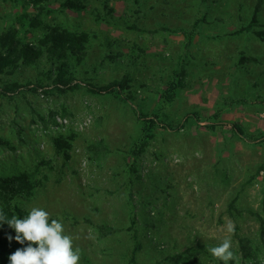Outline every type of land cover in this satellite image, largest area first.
<instances>
[{
  "label": "rangeland",
  "instance_id": "rangeland-1",
  "mask_svg": "<svg viewBox=\"0 0 264 264\" xmlns=\"http://www.w3.org/2000/svg\"><path fill=\"white\" fill-rule=\"evenodd\" d=\"M64 2L50 0L42 18L90 35L78 78L105 84L129 73L133 105L153 113L183 69L184 86L162 113L176 124L197 115L178 131L157 128L140 152L143 124L132 103L112 94L83 84L0 95V175L29 172L42 182L16 204L60 220L81 250L79 264H223L208 248L225 237L236 256L228 264L247 263L239 237L250 238L254 260L264 264V142L217 125L264 132V39L253 29L235 33L254 16L253 28L264 30V0H86L81 11ZM34 11L28 0L0 1V32L15 24L24 40L36 41L43 28L17 21ZM49 66L44 56L4 80L52 85ZM72 134L65 159L53 138ZM98 141L107 150L95 155L88 146ZM132 213L142 244L134 261ZM110 228L116 232L107 234Z\"/></svg>",
  "mask_w": 264,
  "mask_h": 264
},
{
  "label": "trees",
  "instance_id": "trees-1",
  "mask_svg": "<svg viewBox=\"0 0 264 264\" xmlns=\"http://www.w3.org/2000/svg\"><path fill=\"white\" fill-rule=\"evenodd\" d=\"M9 1V0H0ZM19 1V0H11ZM50 0H28L35 8L34 12H23L17 16L18 23L24 27L26 24L30 29L43 28L42 35L36 41H26L20 36V28L13 24L7 29L0 32V95L11 97L14 94L30 90L33 92H44L48 94L51 90L59 92H67L80 88L83 84L88 91L94 94H112L118 97L124 103H132L133 111L138 120L143 124V139L138 143L137 150L142 151L148 144V141L155 137V130L157 128L178 131L184 127L186 122L196 117V113L188 114L185 122L180 124L167 122L163 116L162 109L171 103L176 98L177 90L184 86L185 71L182 69L176 72V77L169 81L167 87L162 92V99L160 108L153 113L144 112L136 105H133L135 96L132 92V76L126 73L120 79H114L105 84H95L91 82H84L77 77V67L80 66L88 56V43L90 35L85 31H73L62 25L56 23H48L42 15L45 10L46 4ZM63 5L66 8L81 11L87 6L86 0H65ZM261 7V1L256 6V13ZM258 20L254 16L252 21L242 29L253 32L264 39V30H257L253 28ZM199 23V22H198ZM46 56L47 62L50 66L44 73L51 84L44 85L41 80L37 82L28 81L27 83L10 82L4 80V75L14 74L22 66H35L38 65L41 58ZM120 55H118L119 57ZM247 58H242L246 60ZM55 113H52L54 116ZM228 124L232 131L241 139L251 142H264V132H250L243 125L238 122H222L217 125ZM214 127V125L212 126ZM76 135L57 136L53 138V144L56 151L61 154L65 159L70 158V149L73 145V140ZM0 144L3 141L0 139ZM88 150L95 155L106 152L107 148L103 141L91 143ZM99 152V153H98ZM137 152V151H136ZM97 153V154H96ZM42 182L38 178H34L29 172H21L9 176L0 175V211L4 213L7 218L16 215L23 218L27 215L26 208L16 204L18 198H29L34 195L36 189L41 186ZM134 207L132 206V212ZM262 233L264 234V218L259 216ZM136 220L131 218L132 230L136 239V245L132 251L131 260L134 261L136 252L142 247L141 241L137 239ZM107 234L115 233L116 230L110 228L105 231ZM105 233V234H106ZM11 235L13 239L9 241L8 236ZM16 233L6 222L0 223V264H10L9 256L18 248L27 246L20 244L14 237ZM240 250L246 264H258L254 260L253 248L249 237H239ZM181 257L179 256L178 259Z\"/></svg>",
  "mask_w": 264,
  "mask_h": 264
},
{
  "label": "clouds",
  "instance_id": "clouds-1",
  "mask_svg": "<svg viewBox=\"0 0 264 264\" xmlns=\"http://www.w3.org/2000/svg\"><path fill=\"white\" fill-rule=\"evenodd\" d=\"M4 222L15 230L17 242L22 245L27 242V246L10 254V264H79L81 250L74 246L73 237L65 234L63 223L51 219L44 208L34 206L23 218L14 215L10 219L0 211V223ZM226 230L234 233V224L228 222ZM8 239L11 241L13 237L9 235ZM208 251L223 264L236 259L229 237L209 246Z\"/></svg>",
  "mask_w": 264,
  "mask_h": 264
}]
</instances>
